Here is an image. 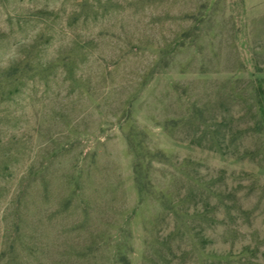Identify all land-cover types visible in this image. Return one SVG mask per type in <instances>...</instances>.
Wrapping results in <instances>:
<instances>
[{
    "label": "rangeland",
    "instance_id": "374dc122",
    "mask_svg": "<svg viewBox=\"0 0 264 264\" xmlns=\"http://www.w3.org/2000/svg\"><path fill=\"white\" fill-rule=\"evenodd\" d=\"M263 42L264 0H0V65L24 50L39 65L0 103V264H200L186 235L155 256L174 217L140 198L129 132L167 157L157 190L232 191L251 213L220 215L211 246L264 264V167L237 158L264 143L249 111ZM215 118L232 133L200 145Z\"/></svg>",
    "mask_w": 264,
    "mask_h": 264
},
{
    "label": "trees",
    "instance_id": "16d2710c",
    "mask_svg": "<svg viewBox=\"0 0 264 264\" xmlns=\"http://www.w3.org/2000/svg\"><path fill=\"white\" fill-rule=\"evenodd\" d=\"M25 51V52H24ZM23 51V56L11 60L8 65H0V103L12 100L20 89V86L30 78L31 70L34 68L30 51ZM253 62L256 72H264V42L259 48L254 49ZM251 98L253 102L249 106V111L254 117L253 125L250 129L257 133H264V76L252 78ZM228 124L217 118L203 122V128L198 142L200 145L205 141L211 145L222 143V137L226 136ZM129 147L134 154L133 173L138 194L143 200L147 196H154L161 204L162 208L171 213L174 217V226L169 235L155 248L157 259H167L169 252H172V239L178 235H186L189 238L188 252L198 256L200 264H224L233 263L236 257L242 252L250 250V245H243L239 254H234L232 250L218 251L211 246L209 232L216 227L215 223L223 221V218H233L235 212H240L244 216L251 213L245 204L239 202L238 197H231L232 191L221 188L213 178L206 179L201 176H192L188 180L187 187L181 192L170 189H156L151 179V168L154 162H166L167 157L162 150H150L142 137L129 132L127 134ZM237 158L250 157L258 159L260 165L264 167V143L255 149H238ZM193 162L181 163L179 167L181 173L185 172L189 164ZM184 167V168H183ZM248 175V173H247ZM251 188L261 190L264 194V185L255 177H251ZM236 195V194H235ZM222 210H221V209ZM230 228V232L235 234L238 228ZM186 249V248H185ZM187 253V252H186ZM236 255V257H235Z\"/></svg>",
    "mask_w": 264,
    "mask_h": 264
}]
</instances>
